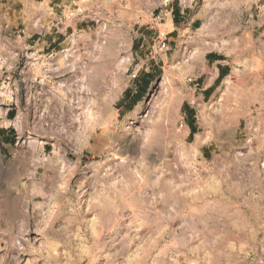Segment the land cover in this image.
I'll list each match as a JSON object with an SVG mask.
<instances>
[{
  "label": "rangeland",
  "instance_id": "1",
  "mask_svg": "<svg viewBox=\"0 0 264 264\" xmlns=\"http://www.w3.org/2000/svg\"><path fill=\"white\" fill-rule=\"evenodd\" d=\"M245 1L90 11L32 58L9 27L0 264H264V0Z\"/></svg>",
  "mask_w": 264,
  "mask_h": 264
},
{
  "label": "crops",
  "instance_id": "2",
  "mask_svg": "<svg viewBox=\"0 0 264 264\" xmlns=\"http://www.w3.org/2000/svg\"><path fill=\"white\" fill-rule=\"evenodd\" d=\"M195 0H0V42L5 41L10 43L9 27L20 25L18 38L15 39L17 45L21 47L34 45L33 49H27L30 57L39 56L41 53L46 55L38 46L42 38L52 39L54 41V34L60 32L65 33L64 29H55L61 23L68 27L76 26L90 11H104L123 9V10H153L164 4H170V7L178 10L179 7L186 8L190 6ZM248 3V0L245 1ZM59 13H63L61 17ZM71 15L70 19L67 17ZM73 16V17H72ZM173 20V19H172ZM171 20V21H172ZM121 23L124 21L117 20ZM170 23L172 24V22ZM134 23V22H133ZM2 35V36H1ZM44 47V45L42 46ZM23 49L17 50L18 54H23ZM15 50L9 51L11 54ZM5 52L0 49V63L1 58ZM214 63H220V60L214 57ZM35 67H26V70H34ZM3 69L0 65V71ZM24 69L21 70L23 73ZM227 67L221 65L216 68L214 81L219 77L227 75ZM24 74V73H23ZM24 80V79H22ZM16 89H18L16 87ZM191 109V105L186 103ZM6 117H3V124L0 129L3 135H8L11 127L14 125Z\"/></svg>",
  "mask_w": 264,
  "mask_h": 264
},
{
  "label": "built area",
  "instance_id": "3",
  "mask_svg": "<svg viewBox=\"0 0 264 264\" xmlns=\"http://www.w3.org/2000/svg\"><path fill=\"white\" fill-rule=\"evenodd\" d=\"M164 4L166 5L167 3L165 2Z\"/></svg>",
  "mask_w": 264,
  "mask_h": 264
},
{
  "label": "trees",
  "instance_id": "4",
  "mask_svg": "<svg viewBox=\"0 0 264 264\" xmlns=\"http://www.w3.org/2000/svg\"><path fill=\"white\" fill-rule=\"evenodd\" d=\"M175 11H176V9H175ZM147 82V81H146Z\"/></svg>",
  "mask_w": 264,
  "mask_h": 264
}]
</instances>
